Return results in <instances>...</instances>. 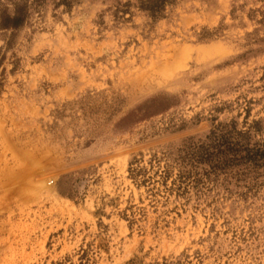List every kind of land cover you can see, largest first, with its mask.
<instances>
[{
  "label": "rangeland",
  "instance_id": "obj_1",
  "mask_svg": "<svg viewBox=\"0 0 264 264\" xmlns=\"http://www.w3.org/2000/svg\"><path fill=\"white\" fill-rule=\"evenodd\" d=\"M67 1L0 29V264H264V162L178 160L264 149V0Z\"/></svg>",
  "mask_w": 264,
  "mask_h": 264
},
{
  "label": "trees",
  "instance_id": "obj_2",
  "mask_svg": "<svg viewBox=\"0 0 264 264\" xmlns=\"http://www.w3.org/2000/svg\"><path fill=\"white\" fill-rule=\"evenodd\" d=\"M44 0H19L12 2V8H0V29L17 31L21 29L29 17L30 6L37 8ZM174 0H139L140 8L149 12L152 18L162 15L167 3ZM30 2V3H29ZM68 6L67 0H58L57 5ZM248 133L236 131L233 123L219 126L211 131L205 142L190 144L181 150L178 160L207 165L213 173L243 166L246 170L257 168L264 162V149L251 148L246 143Z\"/></svg>",
  "mask_w": 264,
  "mask_h": 264
}]
</instances>
